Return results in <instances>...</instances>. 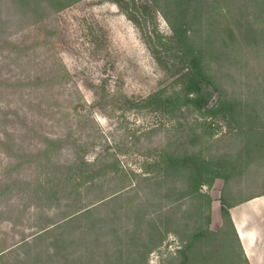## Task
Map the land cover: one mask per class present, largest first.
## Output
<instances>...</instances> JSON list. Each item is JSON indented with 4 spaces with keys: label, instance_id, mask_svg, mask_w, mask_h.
Returning <instances> with one entry per match:
<instances>
[{
    "label": "rangeland",
    "instance_id": "374dc122",
    "mask_svg": "<svg viewBox=\"0 0 264 264\" xmlns=\"http://www.w3.org/2000/svg\"><path fill=\"white\" fill-rule=\"evenodd\" d=\"M62 1L0 0V264H186L198 232L200 264H233L223 200L264 194V0L228 2L252 50L193 28L233 118L139 103L181 74L150 48L173 37L151 0Z\"/></svg>",
    "mask_w": 264,
    "mask_h": 264
},
{
    "label": "trees",
    "instance_id": "16d2710c",
    "mask_svg": "<svg viewBox=\"0 0 264 264\" xmlns=\"http://www.w3.org/2000/svg\"><path fill=\"white\" fill-rule=\"evenodd\" d=\"M151 1L169 23L173 37L167 44L165 43L166 45L163 44V47L158 46L154 38L152 40L149 38L150 48L155 58L162 66H166L164 62L167 63L171 60L172 66H180L181 74L177 78L172 92L158 91L150 95L148 99L139 101V103L155 105L157 110L175 107L176 104H180L181 108H193L196 111L202 112L205 116L214 118L219 116L233 118L236 116L239 104L237 101L224 98L222 90L213 81L214 77L211 75V66L206 61V52L203 51V48L198 46V44H193V32H196L193 28L194 26H198V20L206 18L207 20L202 22L201 25L203 24L206 30L210 28V36L207 39L212 44V36H217L224 56L229 53L232 54L234 51L237 52L239 49L243 52L242 48L254 49L258 44V31L250 27L251 23L248 24L246 30H244V26L237 21L239 25L237 33V31L226 22L231 16H234L233 18L236 17L234 14L235 9L233 6L229 5V0ZM62 2V0H58L59 4ZM71 2H73V0H68L67 4ZM132 2L135 5L134 0H132ZM157 39H159V37H157ZM160 40L161 39L158 41L159 45L162 44ZM176 86H178V89H176ZM215 94H218V101L215 105L209 107L210 101ZM129 103L131 106L138 105L136 102L129 101ZM201 168L205 169V166L196 168V171L192 174L194 178L193 185L190 187L192 188V195L198 194L202 186H210L213 183V179H205ZM234 207V204L231 206L226 205L223 200V215L228 217L231 222L229 230L223 231V234L229 235V238L225 240V246L227 245V247L233 248V246L231 247V243H234L238 249L236 252L226 247L225 254L229 256L233 255L230 261L233 262V264H250L245 256L231 217V210ZM205 235H207V233L198 232L185 244L184 249H182L181 253L183 257L185 255L189 264H200L201 261L207 259V257L204 256L203 250L195 252L196 243Z\"/></svg>",
    "mask_w": 264,
    "mask_h": 264
},
{
    "label": "crops",
    "instance_id": "0c3cea01",
    "mask_svg": "<svg viewBox=\"0 0 264 264\" xmlns=\"http://www.w3.org/2000/svg\"><path fill=\"white\" fill-rule=\"evenodd\" d=\"M232 220L250 264H264V194L231 211Z\"/></svg>",
    "mask_w": 264,
    "mask_h": 264
}]
</instances>
